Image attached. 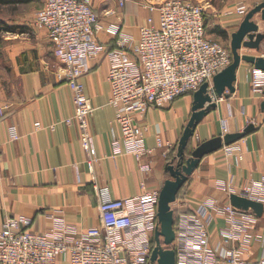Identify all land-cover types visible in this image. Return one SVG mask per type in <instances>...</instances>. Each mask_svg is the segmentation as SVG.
I'll return each mask as SVG.
<instances>
[{
  "label": "built area",
  "instance_id": "built-area-1",
  "mask_svg": "<svg viewBox=\"0 0 264 264\" xmlns=\"http://www.w3.org/2000/svg\"><path fill=\"white\" fill-rule=\"evenodd\" d=\"M112 1L123 7L130 0H101ZM144 8L150 15L137 38L123 33L120 26L109 27L116 37L111 49L96 39L98 15L92 0H44L34 19L33 26L47 30L54 45L55 59L61 64L57 78L70 89L74 108L65 123H74L78 129L90 169L97 160L88 124L95 109L84 94L81 78L91 60L104 55L108 63L109 106L120 129V137L110 142L111 157L133 156L143 173L150 171L142 163L149 151L146 131L135 117L192 95L204 83L211 86L213 77L232 61L229 48L210 40L201 2L166 0ZM235 12L244 18L248 9L239 5ZM249 75L251 92L263 95L264 72L251 67ZM4 110L0 105V119ZM220 124L222 135L228 134L227 122ZM8 136L12 141L19 139L13 126ZM155 141L158 148H169L159 133ZM232 148L224 150L230 153ZM241 158L239 153L235 160ZM214 187L226 196V202L208 197L184 211L182 202L175 201V264H264V236L254 233L259 218L252 210L235 208L229 202L235 195L264 207V176L241 185L232 179L216 180ZM95 191L99 201L96 227L81 229L48 215L51 227L31 232L26 230L30 219H5L0 226V264H151L160 190L122 199L110 198L107 189L96 187Z\"/></svg>",
  "mask_w": 264,
  "mask_h": 264
},
{
  "label": "crops",
  "instance_id": "crops-1",
  "mask_svg": "<svg viewBox=\"0 0 264 264\" xmlns=\"http://www.w3.org/2000/svg\"><path fill=\"white\" fill-rule=\"evenodd\" d=\"M18 1L15 6H30L27 13L16 15L8 22L0 19L11 28L10 33L0 35V105L5 108L0 119V226L5 219L23 216L30 219L26 230L43 232L51 227V220L46 218L50 215L81 229L96 227L99 225L96 187L107 189L112 199L161 189L168 179L164 171L169 162L167 157L172 153L175 156L191 115L192 95L135 117V122L146 131L145 148L149 151L142 163L148 164L150 171L143 173L133 156L111 157L110 142L113 137H120V129L114 109L109 106L108 63L104 55L91 60L81 78L84 94L95 109L88 124L97 160L90 169L79 143L78 129L74 123H65L72 117L74 108L70 89L57 78L61 64L55 59L54 45L47 30L33 26L44 0ZM162 1L130 0L119 7L116 1L92 0L98 15L97 41L108 49L116 45V37L109 33L111 25L120 26L123 33L137 38L139 27L150 15L144 6ZM238 5L228 3L215 16V27L225 38L212 32L215 27L210 32L208 28L209 36L230 39L243 20L234 12ZM260 32L264 33V29ZM243 55L264 56V42L259 53L245 49ZM250 68L240 64L234 94L219 100L217 109L198 124L191 150L222 136L220 120L227 116L229 134L242 132L250 124L254 130L232 144L230 153L223 147L203 157L177 195L184 211L193 210L208 197L226 202V196L214 187L216 180L232 179L241 185L264 176V113L260 109L264 95L251 92ZM36 124L40 127L36 128ZM11 126L19 135L16 141L9 139ZM157 133L169 148L157 147ZM239 153L242 158L236 161ZM254 233L264 236V211ZM255 256L258 257L257 252Z\"/></svg>",
  "mask_w": 264,
  "mask_h": 264
},
{
  "label": "water",
  "instance_id": "water-1",
  "mask_svg": "<svg viewBox=\"0 0 264 264\" xmlns=\"http://www.w3.org/2000/svg\"><path fill=\"white\" fill-rule=\"evenodd\" d=\"M258 16V19L256 17ZM264 2L248 11L241 21L238 29L230 37L229 49L232 61L228 67L216 74L211 82L202 84L192 94L191 115L183 130L177 145L176 154L164 168L168 179L163 183L157 205L158 227L154 232V247L151 253V264H175V255L172 250L174 241V215L171 206L175 203L177 195L193 171L197 168L203 157L221 150L242 140L254 130L253 125H248L242 132L228 133L211 138L198 144L185 158L187 145L194 136L196 127L211 112L217 109V102L228 99L234 94L236 71L241 63L250 65L254 69L264 72V56H251L240 54L242 49L259 53L264 42ZM264 95V92H263ZM264 113V102L260 106ZM230 204L241 210H252L258 218L263 214V205L251 202L235 195L229 197Z\"/></svg>",
  "mask_w": 264,
  "mask_h": 264
},
{
  "label": "rangeland",
  "instance_id": "rangeland-1",
  "mask_svg": "<svg viewBox=\"0 0 264 264\" xmlns=\"http://www.w3.org/2000/svg\"><path fill=\"white\" fill-rule=\"evenodd\" d=\"M164 1H166V0H164ZM192 1L196 2L197 0H192ZM200 1H201V4L203 5V7L205 9V13L207 16L206 17L207 18V25L206 26H207V30L209 28L208 32H210V29L214 28L216 25L215 24L216 23L215 22V16L218 15L217 13L221 12L228 3H232V4L240 3V5H244L248 9V11H250L256 5L264 2V0H200ZM29 8H30V6H28V5H22V6L18 5V6L2 8L0 10V19H3V20L8 22V20L10 18H13L16 15L27 13V10H29ZM235 9L236 8H234V12H235ZM207 34L209 36V33H207ZM209 38H210V40L215 41V42L229 48L230 39L223 40V39L216 37V36H209ZM1 42H2V39H0V45H1ZM240 54H242V55L245 54V49H242ZM226 118H228V116ZM226 118L221 119L220 122L223 120H225L227 122ZM220 126H221V124H220ZM176 200H177V198H176Z\"/></svg>",
  "mask_w": 264,
  "mask_h": 264
},
{
  "label": "trees",
  "instance_id": "trees-1",
  "mask_svg": "<svg viewBox=\"0 0 264 264\" xmlns=\"http://www.w3.org/2000/svg\"><path fill=\"white\" fill-rule=\"evenodd\" d=\"M19 2L20 1H18V0H0V10L2 8L15 6V5L19 4ZM5 32L10 33L11 28L8 27L3 21L0 20V35L4 34ZM212 32L221 38H225V35L223 34V32L220 31L217 27H215V29H213ZM191 151H192L191 150V142H189L187 145V149L185 151V158H188L190 156ZM167 159H168V161H171L173 159V153L170 156L168 155ZM174 205H175V203L171 206V208L173 210L174 223H175L176 211H175ZM152 245L154 246V242H152Z\"/></svg>",
  "mask_w": 264,
  "mask_h": 264
}]
</instances>
